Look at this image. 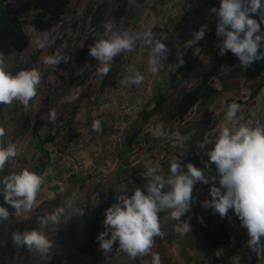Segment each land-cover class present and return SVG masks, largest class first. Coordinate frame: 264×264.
Here are the masks:
<instances>
[{"label":"clouds","instance_id":"9594fccd","mask_svg":"<svg viewBox=\"0 0 264 264\" xmlns=\"http://www.w3.org/2000/svg\"><path fill=\"white\" fill-rule=\"evenodd\" d=\"M176 3H180L187 11L191 10L189 6H184L186 4L184 0H172L171 6H177ZM209 12L213 16L208 20ZM254 14L259 15V21L253 18ZM203 16L205 20L207 18L205 25L194 31L192 39L183 43L185 48L193 47L202 40L208 28L207 24H214L216 21V36L223 38L216 45L220 56L231 52L238 58L239 65L244 69L264 59V31H261V24H264L262 0H220L218 8H211ZM183 21L182 25H185L186 21ZM175 25L179 23L176 21ZM103 27L105 29L103 36L89 46L90 56L99 63L100 75L107 76L113 61L116 60L114 58L122 52H131L137 41L150 46L149 72L156 74L163 68L169 49L165 43L154 39L150 29L141 36L129 30H115L111 21L105 22ZM32 32H35V29ZM34 36L36 35H33V38ZM36 44L39 47L38 50L42 52L43 48L55 44V40L37 37ZM67 47L66 42L58 45L50 55L43 57V64L57 68L61 62L68 63L70 56L65 52ZM177 60V64L169 65L173 71L184 64L182 53L178 52ZM196 60L199 61V59ZM128 71L130 75L125 77L124 83L136 86L142 84L145 79L143 74L135 69ZM41 79L40 71L35 68L12 74L6 68L4 53L0 52V104L11 105L14 101H19L27 107L29 101L37 95ZM194 85L188 83L185 87ZM245 90L243 95L247 96L249 90L247 88ZM262 102L263 99L259 96L253 99L242 110V123L236 127L220 128L219 134L214 139L191 140L189 143L191 146L189 145L185 156L195 150L193 143L197 141H204L198 142L197 146L205 150L208 144H213L210 150L206 152L204 150L210 162L205 163L204 169L190 162L185 166L187 160L199 155L189 159L180 156L181 163L184 161L181 165L178 158L172 157L173 151L171 155L165 151L167 155L163 158V160L171 159L167 175L160 173L157 167L146 165L147 171L144 174L148 178V183L145 185L146 191L137 187L130 197L126 194L118 195L116 202L105 210V218L102 221L104 230L96 237L100 250L104 254L110 253L113 246L118 244L117 250L126 253L132 261L151 254L152 264H161L159 254L151 252L155 238L164 235L159 214L168 212L170 219L178 222L175 230L182 236L188 234L191 231L190 217L188 220H181V218L191 211V206L195 202L196 198L192 195L194 186L201 182V189L203 184L209 185L211 181L213 182L209 188L211 199L204 200L202 207L211 208L214 213L219 214L221 219L227 217L229 210H233L241 226L247 230L249 237L247 246L258 259L264 258V243L261 242L264 238V124L259 121L254 123L262 108ZM255 104H258V110L251 122L247 123L243 113ZM240 109L241 104L233 102L229 105L225 116L228 124L236 119ZM200 110H197L196 120L208 122L205 121L206 114ZM52 119H55V112L52 113ZM196 125L198 126L194 128L198 130L200 126L197 123ZM182 126L184 123L179 125V127ZM93 130L102 131L99 121L93 123ZM4 135L5 129L0 127V138ZM154 135L157 137L164 135L160 126L157 127ZM175 135L182 141L179 132ZM16 155L15 144L10 143L5 147L0 142V172L4 170L6 162ZM211 164L214 166L211 167ZM205 169L208 171L205 172ZM212 172L215 175L209 177ZM217 179L219 186L215 184ZM44 183L43 175L22 169L0 178V195L3 196L4 203L11 206L14 214L19 217L31 212L37 205V196ZM66 203L75 212L83 215L80 209L73 207L72 199ZM64 211L63 207L57 208L51 214L37 217V223L41 229L46 228L49 223L60 224ZM12 214L8 208L0 206V222L9 220ZM12 242L17 247L26 246L29 251L35 249L42 255L47 254L53 247V242L42 231L35 228L30 231L14 232Z\"/></svg>","mask_w":264,"mask_h":264},{"label":"rangeland","instance_id":"374dc122","mask_svg":"<svg viewBox=\"0 0 264 264\" xmlns=\"http://www.w3.org/2000/svg\"><path fill=\"white\" fill-rule=\"evenodd\" d=\"M84 1L85 0H71L72 4L68 10V16L72 17L79 12V17L82 21L85 18L84 15L88 6L87 2L85 3ZM111 1L112 0H105L104 4L111 5ZM84 3L87 5L85 6ZM176 4L181 6V9L176 17H174L173 12L175 10L171 6L170 1L165 4L163 3L161 7L157 8V5L152 3V0H143V2L142 0H139L137 4H133L131 13H128V17L130 18L128 30L142 36L145 31L150 29L154 35V39L160 40L166 44L169 49V54L167 57L168 60H166L167 62L163 67V71L168 69L169 65L178 63V52L183 54V60L185 58L184 56L187 53H190V59L193 60L198 54V52H196L198 50L197 48L201 47L199 57L201 56L203 59H199V66L197 69L198 74L194 76V80L199 81V77L205 72L206 67L208 69L209 65L214 60L216 61L220 56L219 49L213 53L212 49L221 42L222 37L206 36V40L202 39L203 42L200 40L193 47L185 48L183 43L192 39L194 31L199 30L202 25H205L206 20L203 16L204 12H202L199 13L201 15L199 21H194L188 26L182 25L184 21L181 23L179 21L184 20V16L188 14V11L180 3ZM105 16L106 17H104L103 21H109L108 14ZM191 16L189 15L190 19L195 18V16ZM212 16L213 14L211 12L207 13V18L210 19ZM175 18L179 23V26H170V23L174 21ZM117 24L116 20H114L113 25L115 30L118 29ZM125 24L126 23H124V26ZM207 25L209 28L210 24ZM156 32L157 35L154 34ZM74 45V50H77L75 52L76 56L71 58L72 60L77 57L79 50L82 49L81 47L83 43L79 42L78 44L76 40H73V46ZM38 48L36 40L33 38L32 48L28 49L21 55L15 54L18 62L12 64L10 68L12 74H15L20 70H31L35 68L40 71L42 82H40V86L37 89V95L30 101L27 107L19 101H14L11 105L0 104V127L5 129V135L0 138V142H2L5 147L10 143L15 144L17 152V155L14 158L6 162L4 170L0 172V178L14 172H19L22 169H28L40 174V168L46 150L53 154L52 157L55 159L54 164L57 166V172L59 173V169L63 168V173L66 172V174L64 176L63 174L58 175V173L52 172L54 174L52 179L49 174L52 169L55 168V165L53 166L52 164L53 168H48L46 170L45 183L42 185L41 190L38 193L37 205L31 212L24 213L19 217L14 214V209H12L11 206L4 203L3 196L0 195V206L8 208V210L13 213L9 220L0 222V264H77V258H79L78 254L81 252L82 256L87 255L88 248H90L91 235L89 233V227L91 218L89 206L87 209L84 208V205L82 204L84 200H81L80 192L79 190H76L75 187L77 184H83L85 182V178L87 177L85 175L86 163L82 160H78L75 165L72 160H77V158H80V153L86 151L91 155L92 159L94 158L98 161L102 160V166L106 159H116L118 155L109 147L108 141L103 139L108 128L104 129L105 131H100L101 133L98 132L96 134L95 130L89 128V125L87 126V123L85 122L88 116L87 110H89L91 104H93L90 103L93 102V99L91 100L89 97V90H86V86H88L89 80L93 75V67L88 70L83 65L79 67L77 61H74L72 64L68 63L63 67L58 65L57 68L45 66L42 62L43 57L50 55L53 50L49 49L48 51L44 50L43 52H40ZM149 51L150 46L145 45L141 41H137L133 49V52H138L136 62H148ZM210 53H212L213 57L210 56ZM7 58L8 57L5 56V60H7ZM167 64L169 65L167 66ZM179 68L180 67H178L177 70H179ZM162 79V86L167 87V81L164 78ZM189 84H193V79ZM75 86L81 88L79 96L81 95L82 98L80 97L79 99H76V101H73L71 99L72 96L78 95L70 94ZM183 90L184 89L181 88L169 91L172 99H179ZM228 91L230 95L229 97L235 96L234 98H245L243 93L246 90L243 81L233 80L232 83L229 84ZM46 96H49L50 101H52L48 107L44 106L43 101ZM261 104H263V102ZM52 106H56L55 110L52 109ZM53 112H55V119H52L50 125L51 128L56 127L54 128V131L59 126L62 116H69L71 114L72 119L69 118L70 116L67 119L68 122H71V125L67 127V130H65L62 136L65 138L68 133L71 136L78 134V137H75L76 140L74 142V147L71 148L72 150H64L65 155L58 151L61 147L59 141V145L53 144L54 147L51 145H41V141L48 133L49 124L40 131L38 138L34 137L33 125L36 117L41 115L42 119L46 120L52 116ZM73 112L77 113L75 114ZM23 118L27 120L26 123ZM110 122L111 121L108 123ZM150 122L151 123L143 125L141 129L142 131L137 139L136 145L141 147V149H139L140 151L131 154L132 156L130 155V159H137L140 157L144 152V148L142 149L144 144L152 146L157 143V148L159 147L161 141L157 142L158 137L154 135V132L158 126L162 128L164 123L158 117L157 119L155 117ZM169 128L170 127L168 126V129ZM191 134L192 131L186 133L183 137L188 138ZM78 138H81L80 141ZM59 139L61 141L63 140L61 137ZM62 143L66 145L65 142ZM81 143L82 147H80ZM100 147L102 148L101 150H99ZM68 154L69 157H66ZM166 155L165 151L158 150L157 161L161 162ZM38 167L39 171H37ZM82 167L84 169H81ZM69 199L73 200V207L80 209L83 212V215L75 212L73 208L67 206L66 202ZM61 207H63L65 211L61 216L60 224L49 223L46 228L41 229L37 223V217L51 214L57 208ZM12 228H16V230L20 232L30 231L33 228L42 231L48 239L53 242V247L47 254L43 255L35 249L29 251L26 246L17 247L12 243L11 247H9L6 244V240L8 239ZM84 260H86L85 264L90 263V259L88 260L84 258ZM107 263L113 264L111 262Z\"/></svg>","mask_w":264,"mask_h":264},{"label":"trees","instance_id":"16d2710c","mask_svg":"<svg viewBox=\"0 0 264 264\" xmlns=\"http://www.w3.org/2000/svg\"><path fill=\"white\" fill-rule=\"evenodd\" d=\"M104 1L105 0H88V6L84 15L85 18L81 21L79 17L80 13L78 12L75 14V16H73V18L75 17L74 21L73 19L72 21H67L65 16H67L68 14L71 0H2L0 2V52H3L4 56L22 54L26 52L30 48L33 40V34H31L29 30L33 31V29H35L34 33L37 36H41V39L47 38L48 40H55V44H53L51 47L43 48V51H48L49 49H52L54 51L58 45L66 42L68 47L67 49H65V52L70 56V60L68 63L72 64L74 61H77L79 67L82 65L84 66L86 60L91 57L89 54V46L95 42V37L99 32L105 31L103 27L104 23L106 22V20L103 21L104 17H106L105 15L108 14L109 21L116 20L117 22H120L121 20L126 18L123 24L126 23L124 26V30H128L130 25V18L128 17V13H131L133 4H137L139 0H112L111 5L104 4ZM184 1L186 3L184 6H189L191 8V10L188 11V14L184 17L186 26L191 25L194 21H199V19L201 18V15L199 13H206L213 7L218 8L220 4V0ZM163 2L164 0H152V3L157 5V8L161 7ZM262 3H264V0H262ZM189 15L195 16V18L190 19ZM253 18L259 21L258 14H254ZM63 21L68 22L72 27H66L62 32L53 34L54 29ZM179 22H183V20ZM71 31L73 34L71 33ZM261 31H264V24H261ZM206 36L216 37V21L214 24H210L209 28L206 31V35L203 38L204 40H206ZM73 40H76L78 44L79 42L83 43L81 47L82 49L79 48L80 50L77 55L78 58L76 57L74 60H72L71 58L76 56L75 52L77 49L74 50L75 45L73 46ZM120 56L123 59L120 62L121 67L110 70L107 76V81H109V84H114L113 80H115V78L118 81H124L126 75L129 74L128 70L133 69L132 64H134V60L136 61V52H133V50L131 52H122ZM184 57V64L180 66L179 70H177V72L173 76H171L172 84L167 87H163L161 84L158 85L157 90L154 92L155 97L153 102L148 104L145 107V110L138 115L136 123L128 133L126 146L121 154L118 155L119 158L129 160L131 154L140 151L139 149L141 148L136 145V142L142 131L141 129L144 124L151 123L150 121H152L155 117L156 119L157 117L160 118L164 123V125H162L164 135L158 137L157 142H160L165 138L166 140L163 143H166L165 147L168 148L166 151L164 149V146H159L157 148V151L163 150L171 155L172 151L173 153H175V150H172L170 148L179 146L175 145L176 141H179L178 143L182 145L189 144L192 137L198 133V130L200 128L196 130L194 127L196 123L201 126L203 124V121L201 119L200 121L196 120V117L198 115L197 110H200V108H207L211 106L221 95L225 94L228 91L229 84L232 83L233 80L243 81L244 88H247L249 90V94L245 96L246 100L237 98L235 101H232L235 103L237 102L238 104L251 102L253 99H256L264 87V59L256 61L250 67L244 69L239 65L238 58L235 57L231 52H227L225 55L219 56L216 61L214 60L215 62L213 61L210 64L208 69L205 70V72L200 76L199 81L194 86L185 88L184 86L186 82L193 75L198 74L197 69L199 66V62L196 59L191 60L190 53H187ZM68 63L62 62V64L60 63L59 66L63 67ZM92 67V73H95L99 68L98 61L93 60ZM181 88L184 89L181 97L179 99H172L169 91ZM80 89L81 88H79V86H75V88L72 89L71 93H69L79 94ZM96 99V108L93 109L90 107V112L87 110L88 116L85 122L87 123V126L89 125V128H93V123L98 121V119H95L97 117L94 116V114L97 113V110H104L103 117L107 115L108 117L105 119H107L108 121L110 120L112 122V119H115L110 111V101L102 95V90L99 91V95ZM43 101L44 106L46 107H48L49 104L52 103L49 96H46L45 100ZM52 107V109L55 110L56 106ZM73 113L76 114L77 112ZM69 116H62L59 126L57 127V129H55V131L54 128L56 127L51 128L50 125V122H52V116H50L49 119L47 118L46 120L42 119L41 115L37 116L33 125L34 137L38 138V134L40 133V131L49 124L48 133L41 141V145H51L52 147H54L53 144L59 145V141L61 147L58 149V151L60 153L63 154L64 150L66 149L72 150L71 148L74 147V142L76 140L75 137H78V134L71 136L68 133L67 137L65 138L64 136H62L65 130H67V127L71 125V122H68L67 120L68 117L72 119L71 114ZM202 116L203 115H201V117ZM24 120L26 123L27 120ZM184 122V126L179 127V125ZM186 123H190V125L188 124L189 126H186ZM218 123V121H215L214 125L211 126V129L213 130L215 127H217L216 125H218ZM168 126L170 127L169 129ZM192 130L196 132H194L192 136L190 135V140L184 139L183 136L186 133L191 132ZM209 131V128H204L200 133H202V135H205V133ZM177 132H179L180 137H182V141L176 138L175 134ZM95 133L97 134L98 132L95 131ZM60 137L63 139L62 141L59 139ZM80 139L81 138H78L79 141ZM62 142H65L66 145ZM80 145H82V143ZM145 145L147 144H144L143 146ZM143 146L142 149L144 148ZM186 152L187 151L183 153L182 157H186ZM52 156L53 154L51 152H49L48 150L45 151L44 159L40 168V174L43 175L45 179L46 170L48 168H53L54 165L55 168H53L51 173H49L51 175V178L53 179V173H58L56 170L57 166L56 164H54L55 159ZM66 157H69V154L66 155ZM172 157L178 158V161L181 164L180 157H177L173 154ZM59 170L61 172L59 171L58 175L63 174L65 176L66 172L63 173L64 169L60 168ZM37 171H39V167L37 168ZM136 188L137 187L132 190V193L130 195L134 193V190ZM106 197V194L102 192L101 199L103 201V204L100 209L101 212H104V209H106ZM112 201L113 196H111L110 203H112ZM17 231L18 230H16V228H12L10 230L9 237L6 240L7 246L11 247L13 243L12 234ZM206 235L208 239L211 240L208 232H206ZM157 253L159 254L161 264H172L173 256L166 248L160 247Z\"/></svg>","mask_w":264,"mask_h":264},{"label":"crops","instance_id":"0c3cea01","mask_svg":"<svg viewBox=\"0 0 264 264\" xmlns=\"http://www.w3.org/2000/svg\"><path fill=\"white\" fill-rule=\"evenodd\" d=\"M1 1L2 0H0V2ZM87 1L88 0H85L84 2L86 3ZM168 1L171 2L172 0H164L163 3L165 4ZM85 3L84 5L86 6L88 2L87 4ZM173 9L175 10L173 12L174 17H176L177 13H179V10L181 9V6L179 5L174 6ZM65 18L67 19V21L70 20L72 21V19L74 21L75 19V17L73 18V16L72 17L68 16V14L67 16H65ZM124 20L125 19L121 20L120 22L116 21V23H118L117 30L124 31L123 28ZM111 22L114 23V20H112ZM175 22H176V18L174 21L170 23V26L175 25ZM29 31L31 32V34L36 35L34 32H32V30ZM154 34L157 35V32ZM34 37L36 40L37 37L40 38L41 36L36 35ZM31 48H32V44L29 49ZM137 55L138 52H136V58H135L136 60H137ZM6 57L8 58L7 60H5V65L7 67V70L10 71L12 64H16V62H18L16 58L17 56L10 55ZM114 59L120 62L123 60L120 55L115 57ZM166 62L167 61L164 62V65ZM168 65L169 64H167V66ZM132 68L138 70L141 74L144 75V77H149L153 75L152 73L149 72L148 62L143 63V62H136L134 60V64H132ZM176 72L177 69L173 71V69L169 67L168 69H165V71H163L162 68L158 72V74L161 79L164 78L167 81V85L169 86L172 84L171 76H173ZM194 76H196V74L193 75L189 80L193 79V84H196L198 81L194 80ZM188 83L189 81L186 82L185 85L188 86ZM128 86L129 85L126 83H124L123 85L124 88ZM103 87L104 85L98 87V95H99V91L102 90ZM228 92L229 91L221 95L211 106L207 108H202L200 110L206 114L205 121L208 122H203V124L199 127L200 129L198 130V134L193 136L191 140L201 139L207 141L209 139H214L215 136L219 134L220 128L224 126L236 127L240 123H242V115H241L242 110L245 107H247L250 104V102L242 103L241 109L238 111L236 119L231 124H228L225 120L228 107L231 103H233L232 102L233 100L235 101L237 99L234 98L235 96L229 97L230 95ZM97 96L95 94L92 100L93 102H90L93 103L90 106L93 109L96 108L95 104L97 102L96 101ZM80 97L81 95L79 96V94L73 95L71 99L73 101H76V99H79ZM259 97L263 99V105L261 106L262 108H260L259 114L256 120L254 121V123L256 121H259L261 124H264V87L261 90ZM244 100H246V98H244ZM103 112L104 110L103 111L97 110V113L94 114V116L97 117L95 119H98V121L100 122L102 132L105 131L104 129H106V127L108 128V126L111 125L112 123V122L108 123L110 120L108 121L107 119H105L108 117L107 115L103 117ZM215 121H218L219 123L218 125H216L217 127H215L212 130L211 126L214 125ZM188 124L190 125V123ZM188 124L186 123V126ZM197 126L198 125H195V127ZM204 128H209L210 131L206 132L205 135H202V133L200 132H202ZM193 133L194 131L192 130L191 136L193 135ZM184 139L188 140L190 139V136ZM165 140L166 139L164 138L160 142L161 146L164 147L166 146L165 145L166 143H163ZM178 142L176 141L175 145H179V146L170 149L175 150V154L172 153L173 155H177L178 157H180L183 155L185 151L189 149L191 145L190 144L182 145ZM80 147L82 146L80 145ZM143 147H144L143 149L144 152L137 159H130V160L123 158L114 159L119 162L118 170L116 171V173H114L110 177V179H108L107 182H105L104 184L100 186L91 187L87 190L89 211H90L89 213L91 218V223L89 227L90 230L89 233L91 235V244H90V248H88L87 255L82 256L81 252L80 254H78L79 258H77V264H85L86 260H84V258L88 260L90 259L89 261L91 264H105L107 262H111L113 264H152L151 254H149L148 256L138 257L135 261H132L130 260V258L126 253L117 250L118 244L113 246V249L110 253L104 254L103 251L100 250L99 243L96 240V237L99 235V233L104 230V225L102 221L105 218V211L104 212L100 211L101 206L103 204V201L101 199L102 192L105 193L107 196L106 197L107 203L105 205V208L107 209L113 203L116 202V197L118 195L126 194L130 197L131 196L130 194L132 193V190L135 187H139L142 190L146 191L145 185L148 183V178L146 177V175H144L147 171L146 165L150 164L151 166L157 167L160 173L164 175L168 174L171 159L165 158L161 162L157 161V143L153 144L152 146L145 145ZM212 147L213 144H208L205 152L207 150H210ZM164 149L167 151L168 148L165 147ZM205 152L201 156L187 160L185 166L187 165V163L190 162L194 164L196 167L204 169L205 163H210L207 155H205ZM78 160H82L86 163L85 175L87 177H91L93 173H95L96 170H98V168L101 167V163H102V160L98 161L95 160L94 158L92 159L91 155H89V153L86 151L80 153V158H77V160H72L73 164L76 165V162ZM213 166L214 164H211V167ZM207 171L208 169H205V172ZM200 184L201 182H198L194 186L192 195L196 199L191 206V211L186 213L181 218V220H188L190 217L189 223L191 225V231L186 235L183 236L180 235V233H178L175 230L178 222L170 219V214L168 212H161L159 216L161 222V230L164 233V235L163 237L155 238V243L153 248L151 249V252L157 253L160 247L166 248L173 256L172 264H264V258L258 259L257 255L254 252H252V250L247 246V241L249 239L247 235V230L241 226V222L235 216L233 210H229L227 217L221 219L219 214L214 213L211 208L204 209L202 207V202L206 200L205 199L206 194L200 189ZM215 184L216 186H219L218 179L217 181H215ZM80 185L82 184H77L75 186L76 190L80 191L81 189ZM111 196H113L112 203H110ZM210 199L211 196L209 194L208 200ZM201 220L203 222H201ZM206 232L209 233L211 240L208 239ZM261 242L264 243V238H262Z\"/></svg>","mask_w":264,"mask_h":264},{"label":"built area","instance_id":"2783aa9c","mask_svg":"<svg viewBox=\"0 0 264 264\" xmlns=\"http://www.w3.org/2000/svg\"><path fill=\"white\" fill-rule=\"evenodd\" d=\"M66 27L71 28L72 26L68 22L63 21L54 29L53 34L62 32ZM103 33L104 32H99L95 37V41L100 39L103 36ZM217 50V47L213 48L212 53ZM200 51L201 48L199 47L196 51L198 52V54L194 59H203L201 56L199 57ZM212 53H210L211 57H213ZM93 60H95L93 57H90L86 60L84 67L87 70L92 67ZM120 65V62L114 60L111 70L121 67ZM128 75H130V73ZM107 76L100 75L97 70L91 76L88 86H86V90H89V97L92 100L95 94L96 96L98 95V87L104 85L102 89V95L105 96V98L109 99L110 111L115 119H112L113 123L111 124V127H108L107 133L104 135L103 139L108 141L109 147L112 149V151L116 152L117 155H119L126 146L128 133L136 123L138 115L145 110V107L148 104L153 102L155 97L154 92L157 90L158 85L162 83V79L157 73L156 75L153 74L152 76L145 77L144 81L139 86L129 85L128 87L124 88V81H118L115 78V80H113L114 84H109V81H107ZM257 110L258 104H255L250 107L248 111H244L243 117L245 118V122H251V119ZM198 142L204 141H197L193 143V147L195 148V150L190 154L188 153V155L186 156L187 159L200 155L204 152L205 148H199L197 146ZM101 149L102 148L100 147L99 150ZM183 162L181 163V165H183ZM118 163L119 162L117 160L106 159L102 166L98 168V170H96V172L93 173L91 177L85 178V182L80 185L81 189L79 191L81 200H84L82 202L84 208L87 209V207L89 206L87 190L91 187L100 186L107 182V180L110 179V177L118 170ZM81 169L84 168L82 167ZM214 173L212 172L209 177L215 175ZM211 183L213 182L210 181L209 185L203 184L201 186V190L206 194L205 199L209 198V188Z\"/></svg>","mask_w":264,"mask_h":264}]
</instances>
